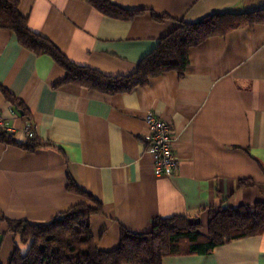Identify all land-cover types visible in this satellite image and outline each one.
Listing matches in <instances>:
<instances>
[{
  "label": "crops",
  "instance_id": "1",
  "mask_svg": "<svg viewBox=\"0 0 264 264\" xmlns=\"http://www.w3.org/2000/svg\"><path fill=\"white\" fill-rule=\"evenodd\" d=\"M110 1L134 15L104 14L85 0H18L30 30L74 64L108 76L133 74L176 21L264 14V0ZM188 61L183 75L166 71L108 94L62 82L66 73L50 56L0 29L2 122L22 142L28 118L43 144L27 151L0 142V264H9L15 246L27 249L7 221L44 223L76 204L99 206L91 234L98 248L112 250L122 229L148 232L157 217L198 221L206 235L211 207L264 200V21L204 39ZM1 87L27 115L13 111ZM146 111L170 124L179 162L172 176L153 172L143 143ZM161 264H264V233Z\"/></svg>",
  "mask_w": 264,
  "mask_h": 264
},
{
  "label": "trees",
  "instance_id": "2",
  "mask_svg": "<svg viewBox=\"0 0 264 264\" xmlns=\"http://www.w3.org/2000/svg\"><path fill=\"white\" fill-rule=\"evenodd\" d=\"M104 14L127 18L133 16L110 0H85ZM261 11L222 12L207 15L195 22L176 21L175 27L162 36L154 49L144 55L133 74L108 76L88 66L69 61L48 39L33 32L19 10L18 0H0V29L13 32L19 44L34 54H46L65 71L62 82L112 94L144 85L149 78L174 70L183 75L188 66L191 47L204 39L225 34L243 24L262 22ZM13 111L27 115L22 103L1 87ZM30 124L31 121L27 118ZM0 142L33 151L43 144L36 137L17 142L13 134L0 132ZM241 185L246 184L240 181ZM68 189L72 188L69 184ZM99 206L76 204L44 223L7 221L10 232L27 245L22 252L13 249L9 264H161L172 255L207 254L214 247L231 240L264 233V200L236 207L215 206L209 209L207 234L199 231L200 223L183 216L154 218L151 230L120 232L119 243L112 250L98 248L91 234L89 218Z\"/></svg>",
  "mask_w": 264,
  "mask_h": 264
},
{
  "label": "built area",
  "instance_id": "3",
  "mask_svg": "<svg viewBox=\"0 0 264 264\" xmlns=\"http://www.w3.org/2000/svg\"><path fill=\"white\" fill-rule=\"evenodd\" d=\"M143 119L147 125V133L143 139L144 149L152 159L154 174L158 177L172 176L177 171L179 162L173 149L169 122L152 111H146ZM0 132L13 134V129L3 124L1 116ZM23 132L27 138L35 136V131L28 121Z\"/></svg>",
  "mask_w": 264,
  "mask_h": 264
}]
</instances>
